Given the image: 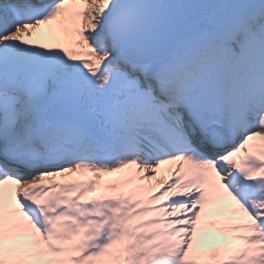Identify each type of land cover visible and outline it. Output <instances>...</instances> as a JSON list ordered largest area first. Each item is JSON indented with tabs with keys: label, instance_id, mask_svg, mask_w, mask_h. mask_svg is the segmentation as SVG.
<instances>
[{
	"label": "snow or ice",
	"instance_id": "snow-or-ice-1",
	"mask_svg": "<svg viewBox=\"0 0 264 264\" xmlns=\"http://www.w3.org/2000/svg\"><path fill=\"white\" fill-rule=\"evenodd\" d=\"M0 264H264V0H0Z\"/></svg>",
	"mask_w": 264,
	"mask_h": 264
}]
</instances>
